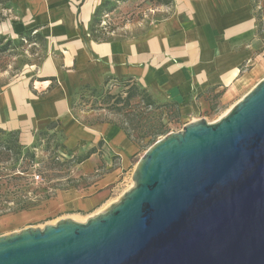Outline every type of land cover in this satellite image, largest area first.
I'll use <instances>...</instances> for the list:
<instances>
[{
    "label": "crops",
    "instance_id": "crops-1",
    "mask_svg": "<svg viewBox=\"0 0 264 264\" xmlns=\"http://www.w3.org/2000/svg\"><path fill=\"white\" fill-rule=\"evenodd\" d=\"M101 1L10 0L22 20L20 28L47 44L38 72L0 92V130L16 134L21 147H30L37 134L55 130L60 121L65 144L85 142L93 150L102 140L117 151L124 167L135 145L113 124L83 127L75 121L67 103L73 89H100L107 79L131 80L155 103H176L184 126L191 122L189 115L247 94L264 72V37L256 32L249 0H172L167 17L144 38L85 40ZM93 154L80 157L87 158L78 165L86 168ZM117 174L93 185V195L85 199L74 180V186L57 190L58 201L63 209L90 212L101 201L97 191ZM37 213L12 218L27 220Z\"/></svg>",
    "mask_w": 264,
    "mask_h": 264
},
{
    "label": "water",
    "instance_id": "water-1",
    "mask_svg": "<svg viewBox=\"0 0 264 264\" xmlns=\"http://www.w3.org/2000/svg\"><path fill=\"white\" fill-rule=\"evenodd\" d=\"M131 181L84 223L0 236V264H264V79L159 138Z\"/></svg>",
    "mask_w": 264,
    "mask_h": 264
},
{
    "label": "rangeland",
    "instance_id": "rangeland-1",
    "mask_svg": "<svg viewBox=\"0 0 264 264\" xmlns=\"http://www.w3.org/2000/svg\"><path fill=\"white\" fill-rule=\"evenodd\" d=\"M9 2L10 0H0V92L15 86L17 82L28 78L34 72L37 73L47 58L46 41L32 38L35 34L33 32L29 37L25 36L28 31L21 29L18 25L22 20ZM104 2L106 4L95 17V22L91 27L92 32H89L88 28L85 40H92L98 36L97 34H99L97 42L144 38L149 35L153 24L167 17L170 7L156 6L151 0H123L121 2L102 0L101 4ZM249 3L256 26L260 22L264 23V0H249ZM262 79H264V72L248 90L250 91ZM29 86L32 87V84L30 83ZM76 91L77 88L69 93L67 103L71 116L81 126L84 127L98 119L117 120L112 115H107L108 113L103 109L92 110L89 104L78 106L79 94L73 97ZM112 91L117 92L118 88ZM72 97L75 100L73 110L69 107ZM242 97L239 96L226 105H218L209 112L189 115V118L191 121L205 119L209 123L216 122ZM165 102L156 104L162 105ZM159 118V121L168 128V133L178 132L183 127L180 119L174 118L167 110ZM60 128L61 123L58 121L55 130L37 134L33 145L28 148L22 147L23 154L28 152V156L16 163L10 159V154L2 149V146L10 142L12 133L0 130V210L14 206L16 199L12 192L19 187L25 186L30 193L29 197L39 199L45 196V193L51 192L49 188L52 186H64L68 179H73L78 181L77 189H83L82 196L85 199L93 195L94 191L91 190L93 185L109 177L107 175L113 171L118 172L117 176L97 191L101 201L92 211L63 209L58 201L59 194L56 190L54 194H48L51 196L50 199L30 208V212L40 213H37L39 215L35 218L14 219L12 216L16 214H12L11 210L0 215V236L11 233L13 229L25 228V225L43 228L45 225H53L60 219H72L75 222L84 223L89 217L102 212L108 204L118 200L122 193L132 186L131 175L136 162L148 149L145 147L147 139L141 140L139 144L131 141L136 151L128 156L127 165L122 167L117 151L113 147H108L102 140L95 143L93 150L85 142L65 144L62 141L65 136ZM161 137L163 136L158 139ZM91 151H94V154L87 161L86 168L78 164L59 166L56 163L76 160Z\"/></svg>",
    "mask_w": 264,
    "mask_h": 264
},
{
    "label": "trees",
    "instance_id": "trees-1",
    "mask_svg": "<svg viewBox=\"0 0 264 264\" xmlns=\"http://www.w3.org/2000/svg\"><path fill=\"white\" fill-rule=\"evenodd\" d=\"M115 2H121L123 0H113ZM156 6H169L172 3V0H151ZM106 2L100 4L91 19V24L89 25V32H92V26L95 22V17L101 12L103 6ZM264 23L260 22L257 24V34L264 37ZM31 31H28L25 36L29 37ZM99 36V34H97ZM96 36L94 41H98ZM32 38L36 40H44L40 35L35 34ZM32 40L31 38H29ZM114 88H118L117 92H113ZM87 93V94H85ZM78 106H86L89 104L92 110H105L108 114L115 117L117 120L111 118L98 119L95 122H106L113 124L118 127L129 139L136 144H139L141 140L147 139L145 144L146 148H149L154 142L158 140V137L165 136L168 134L169 130L159 121V116L164 111H168L174 118L179 119V108L176 103H165L162 105H157L151 97L142 89H140L134 82L131 80H116V79H107L104 82V85L100 89H93L87 85L81 86L74 93L73 97L78 95ZM73 97L70 100V108L73 110L75 106V100ZM156 113H159L158 115ZM2 149L10 154V159L13 162H19L24 159L25 156H28V152L23 154L22 147L18 144L17 135L12 134L11 140L5 146H2ZM1 154V153H0ZM7 154V155H8ZM87 157L78 158L76 160H71L70 162L58 163L59 166H68V165H77L84 161ZM75 181L68 179L64 186L55 185L49 188L51 192L45 193L46 195L41 198H31L28 196L30 194L28 190L24 187H19L12 194H15L16 203L14 204L15 208H2L0 210V215H3L9 210L13 212L12 214H17L24 211H29L30 208L36 207L43 201H46L51 198L48 194H54L55 190H65L68 187L74 186ZM66 185V186H65ZM38 202V203H37ZM37 203V204H36ZM7 210V211H6Z\"/></svg>",
    "mask_w": 264,
    "mask_h": 264
}]
</instances>
